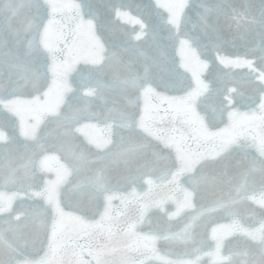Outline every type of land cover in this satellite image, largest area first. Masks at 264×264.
<instances>
[{"label": "water", "instance_id": "water-1", "mask_svg": "<svg viewBox=\"0 0 264 264\" xmlns=\"http://www.w3.org/2000/svg\"><path fill=\"white\" fill-rule=\"evenodd\" d=\"M0 264H264V0H0Z\"/></svg>", "mask_w": 264, "mask_h": 264}]
</instances>
